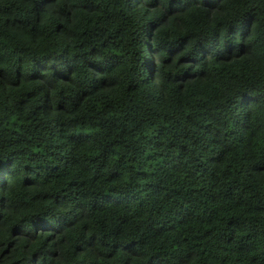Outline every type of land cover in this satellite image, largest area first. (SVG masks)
Segmentation results:
<instances>
[{
    "label": "trees",
    "instance_id": "obj_1",
    "mask_svg": "<svg viewBox=\"0 0 264 264\" xmlns=\"http://www.w3.org/2000/svg\"><path fill=\"white\" fill-rule=\"evenodd\" d=\"M0 264H264V0H0Z\"/></svg>",
    "mask_w": 264,
    "mask_h": 264
}]
</instances>
